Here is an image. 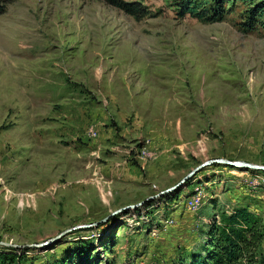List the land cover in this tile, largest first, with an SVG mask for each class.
Masks as SVG:
<instances>
[{
  "label": "rangeland",
  "instance_id": "rangeland-1",
  "mask_svg": "<svg viewBox=\"0 0 264 264\" xmlns=\"http://www.w3.org/2000/svg\"><path fill=\"white\" fill-rule=\"evenodd\" d=\"M125 1L150 15L12 0L0 17V243L28 264H192L223 214L264 221V171L214 164L179 185L215 159L264 166L247 3L206 24L180 0Z\"/></svg>",
  "mask_w": 264,
  "mask_h": 264
},
{
  "label": "trees",
  "instance_id": "trees-1",
  "mask_svg": "<svg viewBox=\"0 0 264 264\" xmlns=\"http://www.w3.org/2000/svg\"><path fill=\"white\" fill-rule=\"evenodd\" d=\"M12 0H0V17ZM136 20H143L150 11L143 1L99 0ZM178 15L190 16L206 24L225 21L229 8L236 0H180ZM247 3L243 21L244 33L264 31V0H237ZM128 212V211H126ZM214 222L209 233L204 256H198L192 264H264V221L246 208H238L232 214H223ZM85 251L79 254L83 264ZM26 254L17 249L0 247V264H28Z\"/></svg>",
  "mask_w": 264,
  "mask_h": 264
},
{
  "label": "water",
  "instance_id": "water-1",
  "mask_svg": "<svg viewBox=\"0 0 264 264\" xmlns=\"http://www.w3.org/2000/svg\"><path fill=\"white\" fill-rule=\"evenodd\" d=\"M214 164H219V165H224L226 167H231V168H243L246 170H256V171H264V166H260V165H254V164H250V163H246V162H242V161H229L226 159H215V160H211L208 162H205L203 164H201L199 167H197L195 170H193L188 176H186L179 185L183 184L184 182L190 180L192 177H194L196 174H198L199 172L202 171L203 168L207 167V166H211ZM179 187V186H176ZM176 187L167 190V192H170L172 190H174ZM136 207H138V205L136 206H129L126 208H123L121 210H118L115 212V214H119L123 211H129L131 209H135ZM89 226H79L77 228L74 229H70L67 230L65 232H63L57 239H60L61 237H63L64 235L70 233L71 231L77 230V229H82V228H86ZM92 227V226H91ZM46 244H41L40 246H45ZM1 247H7V248H13V249H20L22 248V246H18V245H11V244H7V243H0ZM32 247H36V245H33Z\"/></svg>",
  "mask_w": 264,
  "mask_h": 264
}]
</instances>
